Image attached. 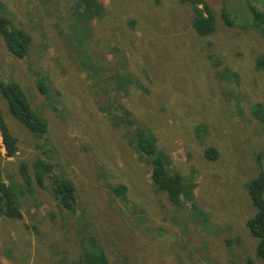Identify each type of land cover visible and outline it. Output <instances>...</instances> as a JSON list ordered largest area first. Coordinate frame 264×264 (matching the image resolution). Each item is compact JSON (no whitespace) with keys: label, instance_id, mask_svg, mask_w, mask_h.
<instances>
[{"label":"rangeland","instance_id":"374dc122","mask_svg":"<svg viewBox=\"0 0 264 264\" xmlns=\"http://www.w3.org/2000/svg\"><path fill=\"white\" fill-rule=\"evenodd\" d=\"M2 1L30 42L19 59L0 36V81L19 84L47 131H26L0 94L18 139L12 156L1 148L0 178L22 213L0 215V264H69L83 232L111 264H263L247 184L264 176V0H204L213 13L204 35L181 0ZM125 111L182 175L178 205L152 185ZM52 174L73 182L72 212L52 197ZM120 184L123 199L112 192Z\"/></svg>","mask_w":264,"mask_h":264},{"label":"trees","instance_id":"16d2710c","mask_svg":"<svg viewBox=\"0 0 264 264\" xmlns=\"http://www.w3.org/2000/svg\"><path fill=\"white\" fill-rule=\"evenodd\" d=\"M183 2L190 3L193 6V16L191 18V27L196 33L200 35L209 34L213 30V13L209 11L205 5L204 0H181ZM248 18L251 19L253 12L257 18L258 14L251 7H246ZM252 10V11H251ZM7 10L3 1L0 0V36L3 43L9 53L15 57L21 59L27 56V48L30 42L29 34L25 31L14 27L11 20L7 16ZM226 24H230L229 19L222 14ZM253 18V21L256 20ZM264 18V17H263ZM264 31V20L262 22ZM133 27V25H132ZM263 61L261 60L260 63ZM181 72V70L179 71ZM43 84H39L40 90ZM0 94L7 106V112L14 119H16L24 129L31 134L33 133L37 138L44 137L47 131V124L43 118L37 116L31 106L30 102L25 96L23 90L19 84L14 81H0ZM126 117L123 122H126L129 126L135 125V119L129 117V113L125 111ZM264 120V118H262ZM112 124L114 126L119 125V122L115 119ZM133 134L132 145L137 149L143 158L149 161L151 166L150 180L155 189L159 192H163L167 200L173 205H178L180 202V195L184 191V184L182 181V175L177 171L168 170L166 160L163 154L158 151L155 139L145 137L147 132L138 126L132 128ZM0 136L2 138V144H0V156L1 148L4 149L5 155L10 157L17 151L16 140L2 118L0 111ZM17 138V137H16ZM205 156L209 159H215L217 156L216 151L213 148L207 149ZM38 167V165H36ZM20 174L24 175V182L29 181V177L26 176V167L23 165L20 167ZM52 184L50 183V192L52 197L58 204L59 208L63 211L72 212L77 204V197L73 182L60 174H52ZM12 175H8L9 180ZM37 180L39 184H42V177L37 174ZM17 188L22 187V183L18 182ZM127 187L123 184L114 186L112 192L120 197L124 198ZM247 190L250 195L253 206L256 209L255 214L248 219L247 226L249 234L256 238V256L264 264V203L262 201L264 191V176L259 174L247 184ZM14 187L11 184L5 183L0 178V215L8 218H21L22 213L20 210V204L15 197ZM80 244V254L76 260L69 264H111L109 258L104 250L99 238L92 233L83 232L78 238Z\"/></svg>","mask_w":264,"mask_h":264}]
</instances>
